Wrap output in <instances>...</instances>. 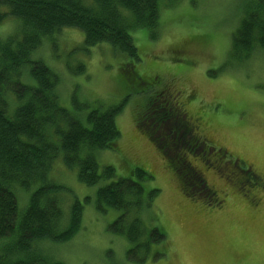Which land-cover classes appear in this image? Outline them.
Segmentation results:
<instances>
[{
    "label": "rangeland",
    "instance_id": "rangeland-1",
    "mask_svg": "<svg viewBox=\"0 0 264 264\" xmlns=\"http://www.w3.org/2000/svg\"><path fill=\"white\" fill-rule=\"evenodd\" d=\"M255 1L159 0L158 38L145 29L132 32L138 62L107 43L86 48L83 32L73 28L43 40L33 59L59 76L64 109L85 120L90 110L123 101L125 106L116 119L121 133L116 147L95 153L100 173L115 169L113 180L87 186L79 182L77 168L65 166L62 152L55 161L49 180L66 188L58 195L65 221L78 200L84 207L82 224L67 242L34 246L33 257L61 264H139L135 260L143 254L136 250L128 259L134 246L114 231L120 212L100 210L97 191L119 178H134L140 168L153 177L142 181L144 191H160L152 210L142 213L143 224L148 232L157 227L166 236L152 245L143 264H264V49L242 53L239 58L245 60L230 55L240 19ZM17 23L7 20L0 35L13 32ZM80 65L84 73L69 70ZM133 75L142 80L134 93ZM24 79L30 81L28 75ZM162 91L165 97L175 95L171 108L186 114L183 123L195 136L189 148L168 141L164 152L147 131L153 128L163 142L180 118L171 117L162 130L154 120L138 123L150 99ZM173 158L187 163L203 182L195 186L196 196L187 195ZM39 184L18 193L20 210ZM8 240L0 241V251L10 247Z\"/></svg>",
    "mask_w": 264,
    "mask_h": 264
},
{
    "label": "trees",
    "instance_id": "trees-1",
    "mask_svg": "<svg viewBox=\"0 0 264 264\" xmlns=\"http://www.w3.org/2000/svg\"><path fill=\"white\" fill-rule=\"evenodd\" d=\"M159 17V0H0V27L9 19L18 22L13 32L5 37L0 35V241H12L7 250L0 251V264H61L49 257H33L32 248L48 241L67 242L79 232L84 213L82 203L78 200L72 203L66 222L62 199L58 198L66 188L49 180L61 152L65 166L77 168L79 182L87 186L116 176L113 167L99 172L95 153L116 147L121 136L116 119L125 101L106 109L90 110L82 120L60 105L59 76L42 60L33 59V53L42 47L43 40L73 28L83 32L86 48L107 43L116 52L138 62L139 50L132 32L145 29L156 40ZM254 47L264 49V0L246 7L233 35L230 55L245 60L239 56L251 55ZM69 70L81 74L85 67ZM25 75L30 81L24 79ZM141 81L133 75V93ZM165 96L162 91L152 97L138 123L143 124L146 118L149 123L154 120L162 130L164 123L178 116L179 123L176 120L172 124L174 130L162 138L163 142L155 137L153 128L146 129L152 142L164 152L168 141L175 148L179 145L189 148L193 145L189 141L195 137L191 127L184 125L181 109L171 108L173 97ZM173 162L171 165L187 195L196 196L194 188L203 182L187 163L179 158H173ZM243 172L246 173L244 169ZM136 177L140 181L134 180ZM134 178H119L100 187L97 204L100 210L111 208L120 212L114 231L134 246L127 258L139 250L143 257L135 261L143 264L152 245L163 243L166 236L157 227L148 232L141 218L143 212L152 210L160 193L144 191L142 181L153 177L137 168ZM36 184L38 189L20 210L18 193H27Z\"/></svg>",
    "mask_w": 264,
    "mask_h": 264
},
{
    "label": "flooded vegetation",
    "instance_id": "flooded-vegetation-1",
    "mask_svg": "<svg viewBox=\"0 0 264 264\" xmlns=\"http://www.w3.org/2000/svg\"><path fill=\"white\" fill-rule=\"evenodd\" d=\"M139 85H142V83L140 82V84ZM175 98H176V96L175 95H173V99H174V101H175ZM175 102H177V101H175ZM178 110H180V107L178 108ZM184 115V117L186 116L185 115V113L183 114ZM178 119H179V117L178 116H176Z\"/></svg>",
    "mask_w": 264,
    "mask_h": 264
}]
</instances>
